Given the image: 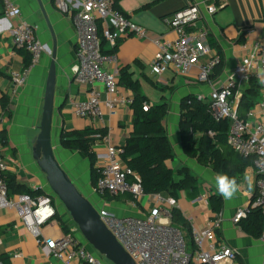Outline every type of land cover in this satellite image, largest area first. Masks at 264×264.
<instances>
[{
    "label": "crops",
    "instance_id": "crops-1",
    "mask_svg": "<svg viewBox=\"0 0 264 264\" xmlns=\"http://www.w3.org/2000/svg\"><path fill=\"white\" fill-rule=\"evenodd\" d=\"M190 1L196 3L202 0ZM13 2L20 12L19 17L9 20L0 15V135L6 136V142L0 139V153L8 163L6 176L10 179V183L7 182L8 188L12 187L9 190L11 199L24 195L36 198L38 195L49 194L45 177L33 159V150L40 133L51 55L48 51L43 54L41 63L32 68L27 85L21 89L16 98H11L10 92L13 89L11 73L24 69V58L20 50L15 48L12 39V32L21 20L39 26L41 42L46 47L52 48L53 40L42 12L43 8L58 37L55 134L59 136L61 131L70 133L89 128L98 129L105 131L104 134L109 132L113 142L123 148L133 132L134 112L131 103L122 105L116 118L106 116L104 121L80 119L74 115L70 109V99L79 98L85 101L90 89L78 85L74 80V70L78 64V33L72 18L60 13L54 6L53 0H13ZM186 5L187 0H119L117 3V7L124 14L136 24L146 28L152 37L159 36L172 42L176 41L177 34L170 29L168 22ZM202 13L207 24L209 39L216 41L223 55L222 69L212 77L211 84L199 83L197 70L183 77L176 75L171 69L165 72L158 82L159 78L151 69L157 47L150 39L123 36L110 55H115L119 71L127 68L129 73L133 74L134 80L140 82L141 87V80L144 78L154 87L165 90L162 102L160 104L150 102V105H168L164 124L175 152V159L167 162V166L177 173L188 169L197 178L200 187V197L196 200H192L185 191L179 190L176 197L178 206L175 209L182 213L191 229L193 227L204 229L215 217L208 199L211 195L221 196L224 203V220L216 233L218 244L237 250L239 264H263L264 245L261 240L247 235L239 225L233 223L238 209L249 207L255 199L258 180L255 168L253 166L247 168L237 183L240 185L239 190L230 198H225L218 187V182L223 177L184 152L180 123L182 106L186 99L197 98L198 95L209 96L215 87L224 84L232 77L237 66L245 59L252 61L256 59L258 47L264 38V0H226L215 15L209 16L204 8ZM214 51L217 52L215 49ZM97 88L105 99L104 87L99 85ZM143 95L145 96L144 92ZM263 95L264 91L260 89V97L256 105L263 99ZM119 97L133 101V93L122 86L119 87ZM4 98L8 99L11 106L10 116L3 111ZM257 120L264 121V117L259 115ZM105 148L104 145H98L93 149L97 156ZM55 149L59 162L73 177L84 195L93 196L94 188L90 175L88 178L82 177L72 162L73 159L82 160L86 155L62 150L60 144H57ZM60 156L63 157L62 160L59 159ZM182 179L181 174H176V182ZM131 180L139 181L134 177ZM122 197L123 200L121 197L110 200L103 198V206L113 214L125 218H145L149 215L152 204L148 196L140 202L133 201L130 196ZM63 219L64 217L59 216L53 218L42 228V235L47 240L63 237L66 233L61 222L68 226ZM38 240L39 237L25 226L17 210L0 206V259L4 264H63L54 259L49 250L41 247ZM16 255L19 256L15 257Z\"/></svg>",
    "mask_w": 264,
    "mask_h": 264
},
{
    "label": "built area",
    "instance_id": "built-area-1",
    "mask_svg": "<svg viewBox=\"0 0 264 264\" xmlns=\"http://www.w3.org/2000/svg\"><path fill=\"white\" fill-rule=\"evenodd\" d=\"M118 1L53 0L56 9L70 16L77 29L78 64L74 70V80L78 85L90 89L85 101L70 99V109L74 115L80 119L104 121L106 116L116 118L122 105L132 103L129 99L119 97L117 59L115 55L103 53V39L108 49H115L123 36L150 39L157 47L151 69L159 78L158 82L171 69L183 77L197 70V81L211 84V78L222 64V58L210 46L202 11L204 8L209 16H213L226 0H202L196 3L187 0V5L168 22L170 29L177 34L174 42L159 36L152 37L146 28L133 22L117 7ZM0 15L10 20L19 17L20 12L13 0H0ZM99 27L102 29L101 34ZM39 30V26L21 20L12 32L15 48L30 54L31 66L11 73V98H16L27 85L32 68L41 63L43 54L47 52L46 45L39 39ZM252 78L259 80L264 91V38L255 60L245 59L229 80L215 87L207 97L198 95L197 100L208 104L209 112L217 123H229L228 145L241 157L252 160L258 176L253 208L260 209L264 215V121L257 120L259 115L264 117V95L246 119L238 114L242 93ZM99 85L104 87L105 99L97 88ZM188 103L191 105L190 101ZM144 110L147 111L148 106ZM209 135L214 136L212 132ZM94 139L93 148L98 145L106 147L97 155L96 167L100 177L94 193L102 198L132 195L136 202L148 196L152 204L145 218L120 217L104 206L98 208L104 224L137 264H239L238 251L217 242L216 233L223 224V213L215 215L204 229L192 228V249L183 229L173 224L172 212L178 206L177 200L159 194L146 195L139 181L130 180L129 177H139L124 165L123 148L113 142L109 132L106 135L97 134ZM7 170L8 163L0 153V206L17 210L25 226L39 237L41 247L49 250L50 255L63 264H107L75 237L78 231L73 221L67 223L70 226L69 234L57 240H47L42 235V228L53 218L65 217L66 214L59 211V202L50 194L11 199L5 178ZM248 208L238 209L233 219L235 225L247 218ZM260 240L264 245V229ZM0 264H4L1 259Z\"/></svg>",
    "mask_w": 264,
    "mask_h": 264
},
{
    "label": "trees",
    "instance_id": "trees-1",
    "mask_svg": "<svg viewBox=\"0 0 264 264\" xmlns=\"http://www.w3.org/2000/svg\"><path fill=\"white\" fill-rule=\"evenodd\" d=\"M101 27L99 33L101 34ZM210 46L217 51L223 60L222 52L214 39H209ZM103 53L110 55L114 51L108 50L106 41H102ZM20 54L24 58V69L31 66V56L21 49ZM220 65L214 72H220ZM119 87H125L133 93L131 108L134 112L133 132L123 147L122 160L124 165L133 173L138 175L139 183L146 195H164L176 199L179 190L185 191L192 200L200 197V187L197 178L188 170L183 169L178 173L167 166V162L175 159V152L167 129L165 119L168 113V105H150V102L143 95L139 81L134 80L133 74L128 69L119 71ZM213 75V76H214ZM212 76V77H213ZM212 79V78H211ZM260 83L257 78H252L249 86L244 90L242 99L238 106V114L246 119L249 111L256 105L260 97ZM191 102L189 105L188 102ZM148 106L145 111L144 107ZM10 104L7 98L2 101V108L5 114L10 116ZM182 146L184 152L203 166L212 170L230 181L233 178L239 182V178L246 169L253 166L251 159H246L235 153L228 145L229 123H217L209 112L208 104L199 102L197 98L190 97L183 102L182 117L180 123ZM212 132L213 137L209 135ZM105 131L98 129H85L62 133L60 145L63 149L80 152L87 156L90 163V177L93 188L100 177L97 166V156L93 146V136L104 134ZM0 139L6 142V136L0 135ZM176 174H181L183 179L175 181ZM6 181L10 179L5 174ZM133 177H129L131 180ZM12 187L9 186V190ZM40 196V195H38ZM130 196L134 201L132 195ZM119 196V197H122ZM106 200L112 199L109 196L103 197ZM102 198V199H103ZM118 198V197H117ZM208 204L215 215L223 213V198L218 195H211ZM173 223L180 226L187 235L189 246L194 249L192 241V229L189 222L182 213L174 209L172 212ZM63 225L66 234L70 233L69 225ZM74 224V223H73ZM75 225V224H74ZM241 229L249 236L260 239L264 229V215L258 208H253V203L248 208L247 218L239 223Z\"/></svg>",
    "mask_w": 264,
    "mask_h": 264
},
{
    "label": "water",
    "instance_id": "water-1",
    "mask_svg": "<svg viewBox=\"0 0 264 264\" xmlns=\"http://www.w3.org/2000/svg\"><path fill=\"white\" fill-rule=\"evenodd\" d=\"M42 12L52 36L53 47H46L51 55V62L44 95L40 133L33 150V159L45 177L49 194L64 206L84 238L83 243L89 244L109 264H137L104 224L95 204L81 193L57 158L53 139L55 135L54 114L58 86L59 42L53 24L43 8ZM62 133L63 131H61L59 138Z\"/></svg>",
    "mask_w": 264,
    "mask_h": 264
},
{
    "label": "rangeland",
    "instance_id": "rangeland-1",
    "mask_svg": "<svg viewBox=\"0 0 264 264\" xmlns=\"http://www.w3.org/2000/svg\"><path fill=\"white\" fill-rule=\"evenodd\" d=\"M39 32H40V30H39ZM38 36H39V33H38ZM39 39H40V37H39ZM141 83H142V88H143V92H144V94H145V96L147 97V99H148V101L149 102H151L152 104H160L161 102H162V97L165 95V90L163 91V90H161L160 88L158 89V88H156V87H154L152 84H150V82H148L146 79H142L141 80ZM60 136V135H59ZM59 136H58V134H55L54 135V144H55V146H57V144H60V139H59ZM58 139H59V141H58ZM60 147H61V149L62 150H66V149H63L62 148V146L60 145ZM68 151H70V150H68ZM60 160H62L63 159V157H61L60 156V158H59ZM67 160H69L70 161V159H68L67 158ZM72 160V159H71ZM72 162H73V164H75V167L79 170V172H80V174H81V176L82 177H85V178H88L89 177V175H90V163H89V160H88V158L86 157V156H83V159L82 160H76V159H73L72 160ZM64 168V167H63ZM66 171V170H65ZM67 172V171H66ZM68 173V172H67ZM69 174V173H68ZM69 176L73 179V177L69 174ZM73 181H74V179H73ZM75 182V181H74ZM76 184V183H75ZM77 185V184H76ZM77 187H78V185H77ZM79 188V187H78ZM79 190L81 191V189L79 188ZM81 193L82 194H84L83 193V191H81ZM87 198L89 199V200H91V202L93 203V204H95V206L97 207V208H101V207H103V199H102V197H100V196H98L97 194H95V193H93V196L92 195H87ZM124 198L123 197H121V200H123ZM58 208H59V211H61V213H64V214H66V216L64 217V221L66 222V223H68L69 221L71 222L72 220H71V217H70V215L66 212V210H65V208H64V206L61 204V203H59L58 204ZM74 225V224H73ZM76 229H77V233H75V237L80 241V242H84L85 240H84V238L82 237V235H81V233H80V231H79V229H78V227H76ZM186 234V233H185ZM187 236V235H186ZM189 240L187 239V242H188ZM86 246L88 247V249L89 250H93L92 248H91V246L89 245V244H87L86 243ZM94 251V250H93ZM103 258V257H102ZM104 260H105V258H103ZM105 262L107 263V264H109L106 260H105Z\"/></svg>",
    "mask_w": 264,
    "mask_h": 264
},
{
    "label": "clouds",
    "instance_id": "clouds-1",
    "mask_svg": "<svg viewBox=\"0 0 264 264\" xmlns=\"http://www.w3.org/2000/svg\"><path fill=\"white\" fill-rule=\"evenodd\" d=\"M264 83V81H262ZM219 191L225 198H230L233 196L238 190L240 185L237 184L236 180L233 178L230 181H226V178H221L218 182Z\"/></svg>",
    "mask_w": 264,
    "mask_h": 264
}]
</instances>
